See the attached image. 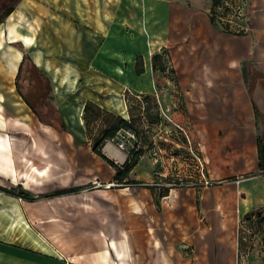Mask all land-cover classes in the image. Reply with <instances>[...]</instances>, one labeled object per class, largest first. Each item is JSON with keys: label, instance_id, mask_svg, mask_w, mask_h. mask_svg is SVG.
Masks as SVG:
<instances>
[{"label": "rangeland", "instance_id": "374dc122", "mask_svg": "<svg viewBox=\"0 0 264 264\" xmlns=\"http://www.w3.org/2000/svg\"><path fill=\"white\" fill-rule=\"evenodd\" d=\"M10 3L0 0V9ZM31 8L27 6L26 11L36 15ZM250 12L251 6L247 11L249 30L244 34L253 29ZM37 20L39 26L32 23ZM8 22L20 31L39 29L37 36L42 29L38 16ZM4 26L0 27V185L17 194L24 190L34 200L52 197L54 219L74 225L70 234L76 236L79 247L86 234L104 232L108 239L123 236L129 249L140 254L136 264H264L262 234L250 235L248 223L243 222L246 212L264 206V172L257 159L248 156V150L229 140L232 137L225 130L205 129L206 134L213 133L204 140L198 134L188 114L187 91L181 81L185 70L176 55L178 44L159 50L165 56L166 70L156 75V99L139 103L128 91L131 110L121 115L129 127L104 137L95 151L96 138L108 127V115L99 114L89 129L91 134L82 136L76 118L66 120L71 132L58 129L62 115L53 88L50 99L36 102L37 111L30 108L18 85L27 93L28 71L19 78L21 62L17 60L18 66L10 69L8 59L16 62L17 56L27 53L35 60L29 48L7 34ZM215 26L220 32L231 33ZM233 34L240 37L243 33ZM243 67L250 76L253 65L247 62ZM157 110L161 121L156 120ZM257 133L264 137V125H259ZM37 165L50 170L51 177L30 185L28 172ZM132 179L135 182L125 185ZM68 187L81 189L54 195ZM165 189L168 194L160 197ZM25 200L0 191L1 230L5 223L19 227L18 216L13 214L16 204ZM87 227L90 232L81 231ZM239 229L245 236L241 251Z\"/></svg>", "mask_w": 264, "mask_h": 264}, {"label": "crops", "instance_id": "0c3cea01", "mask_svg": "<svg viewBox=\"0 0 264 264\" xmlns=\"http://www.w3.org/2000/svg\"><path fill=\"white\" fill-rule=\"evenodd\" d=\"M250 2L253 29L240 37L218 31L209 13L212 0H21L0 27L5 23L6 33L29 48L35 63L50 76L63 120L76 118L82 136H86L82 114L87 100L124 114L129 109L128 91L138 98L149 94L156 99L155 79L161 71L154 69L152 55L163 46L178 44L176 55L185 70L181 81L196 131L204 140L212 132L206 134L205 129L225 130L229 140L248 150L258 165L257 132L264 125V0ZM27 6L37 14L27 12ZM25 11L29 20L41 19L38 36L39 29L20 31L8 22L23 16L27 20ZM32 23L39 26V20ZM139 55L144 58L142 74L135 70ZM22 57L21 53L19 63ZM247 62L254 69L250 76L243 67ZM50 177L51 172L27 183L42 184ZM16 205L13 215L18 216L19 227L5 223L0 229V264L140 260L123 236L108 239L104 232L88 233L84 245L77 246L76 236L70 234L74 225L54 219L52 197Z\"/></svg>", "mask_w": 264, "mask_h": 264}, {"label": "trees", "instance_id": "16d2710c", "mask_svg": "<svg viewBox=\"0 0 264 264\" xmlns=\"http://www.w3.org/2000/svg\"><path fill=\"white\" fill-rule=\"evenodd\" d=\"M21 0H11L10 5L3 7L0 9V24L5 21V19L13 13V10L15 9V6L17 3H19ZM216 0H212V5L215 4ZM211 20L213 22V18L211 17ZM153 67L156 70L159 71H165L166 70V60L165 56H163L162 52H156L153 55ZM172 68V67H171ZM136 73L142 74L144 73V58L143 56L139 55L136 60V66H135ZM23 71H28V80L30 83V87L27 90V93H24L21 91V86L19 85V91L23 95L26 103L29 105L30 108L37 111V105L36 102L39 101V99H50L51 97V90H52V84L50 76L46 75L39 66L35 63V61L31 60L29 55L27 53H24L22 61L19 65V71L17 76L20 78ZM171 71L174 72V69L172 68ZM135 98H138L134 96ZM140 102H143L144 100H154L153 97L149 94L141 96V98L137 99ZM130 98L127 97V102L129 103ZM127 103V105H128ZM131 104V103H130ZM129 104V105H130ZM156 104V103H155ZM128 105V106H129ZM84 112H83V120L85 122L86 127V134L89 135L91 132H89V129H91V125L94 120L98 118V115L102 112L106 113L108 122L107 128L102 131L103 135L99 138H96L94 142V150L98 151L99 145L103 142L104 137L107 136H113L116 131L121 127H129V122L121 115V114H115L108 110H105L100 105H97L91 100H87L84 103ZM131 110V105L129 107V111ZM156 120L158 117H160V111L157 110L156 112ZM41 120V118L39 117ZM42 121V120H41ZM161 121V120H160ZM49 125L52 123H48ZM53 125V124H52ZM60 131H69V126L65 121L63 120V117L61 116L60 119V126L58 128ZM75 141L78 143V139L74 138ZM258 149H259V156H258V165L259 170L264 172V139L262 136L258 137ZM128 169L131 167V164H128ZM132 182H135V179L129 180L127 184H132ZM151 187V186H150ZM80 187H68V189H64L61 191L56 192L54 195H61V194H69V193H76L80 190ZM0 191H5L10 195L16 196V197H23L26 200L33 201L34 199L31 198L30 194L28 192H25L24 190L21 191L20 194H17L14 189H9L6 186L0 185ZM166 194H168V189H165L164 192H160L159 196L163 197ZM243 222L248 223V230L251 231L250 235L252 233L260 232L262 234L261 238V245H264V206L262 208L248 211L246 212V215L243 219ZM244 239L245 236L241 234V230L239 229V237H238V246L240 251L242 250V245H244Z\"/></svg>", "mask_w": 264, "mask_h": 264}, {"label": "built area", "instance_id": "2783aa9c", "mask_svg": "<svg viewBox=\"0 0 264 264\" xmlns=\"http://www.w3.org/2000/svg\"><path fill=\"white\" fill-rule=\"evenodd\" d=\"M249 3L250 0H216L210 8V17L223 30L238 34L248 32Z\"/></svg>", "mask_w": 264, "mask_h": 264}, {"label": "bare ground", "instance_id": "6f19581e", "mask_svg": "<svg viewBox=\"0 0 264 264\" xmlns=\"http://www.w3.org/2000/svg\"><path fill=\"white\" fill-rule=\"evenodd\" d=\"M10 31H12V29L10 30ZM16 61L18 60V56L16 57V59H15ZM8 64H9V67H10V69H12L13 68V66H14V62L13 61H8ZM8 73H9V71H8ZM1 114V113H0ZM1 116V115H0ZM28 120V119H27ZM31 121V120H30ZM23 124V123H22ZM26 124V123H25ZM15 143V142H14ZM35 148V147H34ZM32 168H33V173H31V172H28V178L29 179H31V180H36L38 177H45V176H48L49 175V170H47V168H45V169H40V168H38L37 166L36 167H34V166H32Z\"/></svg>", "mask_w": 264, "mask_h": 264}]
</instances>
